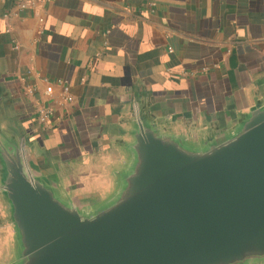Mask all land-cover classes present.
<instances>
[{
	"label": "water",
	"instance_id": "95a60500",
	"mask_svg": "<svg viewBox=\"0 0 264 264\" xmlns=\"http://www.w3.org/2000/svg\"><path fill=\"white\" fill-rule=\"evenodd\" d=\"M62 161L0 86V264H264V76L196 118L125 88Z\"/></svg>",
	"mask_w": 264,
	"mask_h": 264
},
{
	"label": "crops",
	"instance_id": "0c3cea01",
	"mask_svg": "<svg viewBox=\"0 0 264 264\" xmlns=\"http://www.w3.org/2000/svg\"><path fill=\"white\" fill-rule=\"evenodd\" d=\"M23 1L0 0V86L62 161L91 154L125 88L196 118L264 76V0Z\"/></svg>",
	"mask_w": 264,
	"mask_h": 264
},
{
	"label": "built area",
	"instance_id": "2783aa9c",
	"mask_svg": "<svg viewBox=\"0 0 264 264\" xmlns=\"http://www.w3.org/2000/svg\"><path fill=\"white\" fill-rule=\"evenodd\" d=\"M36 2V0H24L23 3L21 4L22 7L24 6H31Z\"/></svg>",
	"mask_w": 264,
	"mask_h": 264
},
{
	"label": "trees",
	"instance_id": "16d2710c",
	"mask_svg": "<svg viewBox=\"0 0 264 264\" xmlns=\"http://www.w3.org/2000/svg\"><path fill=\"white\" fill-rule=\"evenodd\" d=\"M33 130H28L26 133L28 135V137H32L34 135V132H37L36 129H37V126H33L32 127Z\"/></svg>",
	"mask_w": 264,
	"mask_h": 264
},
{
	"label": "rangeland",
	"instance_id": "374dc122",
	"mask_svg": "<svg viewBox=\"0 0 264 264\" xmlns=\"http://www.w3.org/2000/svg\"><path fill=\"white\" fill-rule=\"evenodd\" d=\"M86 149V151L89 149L88 147L87 148H85Z\"/></svg>",
	"mask_w": 264,
	"mask_h": 264
}]
</instances>
